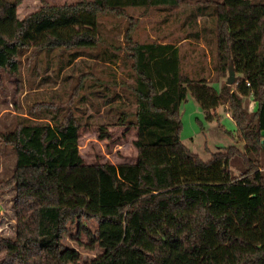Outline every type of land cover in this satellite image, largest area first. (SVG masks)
Instances as JSON below:
<instances>
[{
    "label": "trees",
    "instance_id": "1",
    "mask_svg": "<svg viewBox=\"0 0 264 264\" xmlns=\"http://www.w3.org/2000/svg\"><path fill=\"white\" fill-rule=\"evenodd\" d=\"M194 1L89 0L45 6L20 19L22 0H0V71L18 77L29 55L57 77L74 72L79 58L106 65L109 74H101L111 77L90 66L76 77L68 112L55 106L39 120L20 117L2 134L16 154L13 173L2 182L16 194V229L13 237L0 236V264H264V0ZM152 9L167 13L163 24L179 10L175 21L193 41L205 40L213 20L218 74L233 64L235 83L219 88L206 74L192 77L174 43L139 42L131 24L125 30L116 24L109 37L101 21ZM121 64L131 81H118ZM189 95L206 121L243 140V153L230 146L204 161L183 143ZM247 97L256 109L246 108ZM84 102L95 111L88 118L104 113L137 129L135 163H85L79 151ZM220 108L231 114L235 135L221 124ZM238 156L249 167L233 175ZM67 233L97 255L84 260L64 243Z\"/></svg>",
    "mask_w": 264,
    "mask_h": 264
},
{
    "label": "rangeland",
    "instance_id": "2",
    "mask_svg": "<svg viewBox=\"0 0 264 264\" xmlns=\"http://www.w3.org/2000/svg\"><path fill=\"white\" fill-rule=\"evenodd\" d=\"M82 1L89 0H22L18 7V16L20 19L27 17L45 6H68ZM194 0H187L195 4ZM179 10L170 12L169 21L163 24L167 13L152 9L148 14L143 11L129 10L126 18L116 20L105 16L101 19L103 26L109 33L112 27L119 24L122 28L128 24L132 25V33L135 40L142 43L147 42H171L178 44L182 42L181 48L185 55V71L192 77H198L199 74H206L209 84L221 88L227 85L228 72L222 76L218 74L216 65L217 57L214 53L213 42L215 38L214 26L209 23L204 28L205 40L189 43L183 42L182 38L185 32L180 25L176 23ZM214 23V22H213ZM215 25V24H214ZM124 29V28H123ZM125 30V29H124ZM194 31V29H193ZM112 36V35H111ZM119 42H123L122 35L117 37ZM50 63L56 61L52 55L49 58ZM87 63V64H86ZM75 71L70 70L61 73L60 77L54 76L52 71H46L44 62L36 61L26 55L22 59L21 72L18 77H11L7 72L0 71V236H15L16 220L13 210V200L15 191L2 185L5 179L10 177L15 169L16 154L10 145H6L2 134L14 130L20 117H27L32 120H39L45 113V109H52L55 106L63 107L64 112L69 111L70 96L73 93L76 84V77L82 71L95 67L94 72L102 76L103 70L109 74L106 65H91L90 62H83L81 58L74 63ZM52 68L53 66L50 65ZM205 68V69H203ZM128 69L122 64L117 67L116 75L120 83L128 79ZM67 74L71 77L66 78ZM104 79H111L109 75L102 76ZM238 78V74L236 73ZM100 93L105 91L102 84H97ZM118 91L121 90L118 88ZM114 91V90H113ZM112 93V90L110 91ZM252 97L245 98V106L252 111L254 108ZM88 112L84 116V126L80 129L79 151L86 164H121L135 163L137 161L138 151L135 146L137 139V129L131 125L120 126L113 123V119H107L106 114L96 113L87 102ZM77 105L80 104L77 102ZM76 110V109H75ZM223 124L229 131L235 135L236 125L231 120V114L224 108L218 110ZM81 114V110H76ZM87 118V119H86ZM206 115L199 104L189 95L187 102L182 106L183 131L181 138L183 143L195 154L199 155L204 161H209L212 155L224 148L236 146L241 153L245 151L246 144L235 135L234 140L229 135L219 129L217 121H206ZM105 126V138H100V126ZM264 163V162H263ZM249 165L245 164L243 158L238 156L232 161L233 175L240 174ZM264 167V166H263ZM67 246L80 250L84 260H90L97 255V252L89 248L80 247L77 242L72 240L71 233L65 236Z\"/></svg>",
    "mask_w": 264,
    "mask_h": 264
},
{
    "label": "crops",
    "instance_id": "3",
    "mask_svg": "<svg viewBox=\"0 0 264 264\" xmlns=\"http://www.w3.org/2000/svg\"><path fill=\"white\" fill-rule=\"evenodd\" d=\"M213 22H214L213 20L209 21L208 22L209 26H214L215 27V25H214L215 23H213ZM208 23H207V25H208ZM214 34H215V38H214V42H213L214 53H212V54L216 57L217 56V51H218V39L216 37V27L214 29ZM182 39H183L182 40L183 42H189V43L198 42V41H193L191 39H187L186 36H184ZM175 45L180 48L181 53L184 55V52L182 51V48H181L182 42L180 41L178 44H175ZM253 104H254V108H253V110H254V109L257 108V103L255 101H253ZM231 120H232V118H231Z\"/></svg>",
    "mask_w": 264,
    "mask_h": 264
},
{
    "label": "water",
    "instance_id": "4",
    "mask_svg": "<svg viewBox=\"0 0 264 264\" xmlns=\"http://www.w3.org/2000/svg\"><path fill=\"white\" fill-rule=\"evenodd\" d=\"M236 71H235V67L233 64H231L229 66V72H228V78H227V84L228 85H233L236 81ZM264 142V140H263Z\"/></svg>",
    "mask_w": 264,
    "mask_h": 264
}]
</instances>
